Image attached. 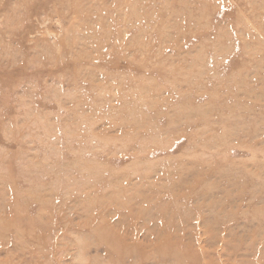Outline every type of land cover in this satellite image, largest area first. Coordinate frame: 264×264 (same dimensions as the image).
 <instances>
[{
    "label": "rangeland",
    "instance_id": "obj_1",
    "mask_svg": "<svg viewBox=\"0 0 264 264\" xmlns=\"http://www.w3.org/2000/svg\"><path fill=\"white\" fill-rule=\"evenodd\" d=\"M0 264H264V0H0Z\"/></svg>",
    "mask_w": 264,
    "mask_h": 264
}]
</instances>
